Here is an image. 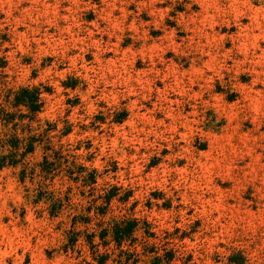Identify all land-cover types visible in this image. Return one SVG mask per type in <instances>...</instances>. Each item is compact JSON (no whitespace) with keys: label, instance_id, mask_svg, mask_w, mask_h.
<instances>
[{"label":"rangeland","instance_id":"obj_1","mask_svg":"<svg viewBox=\"0 0 264 264\" xmlns=\"http://www.w3.org/2000/svg\"><path fill=\"white\" fill-rule=\"evenodd\" d=\"M0 107V264H264V0H0Z\"/></svg>","mask_w":264,"mask_h":264},{"label":"trees","instance_id":"obj_2","mask_svg":"<svg viewBox=\"0 0 264 264\" xmlns=\"http://www.w3.org/2000/svg\"><path fill=\"white\" fill-rule=\"evenodd\" d=\"M39 95H40L39 87L23 86V87L17 88L13 92L6 93L4 96V101L9 103V105L12 107H18V106L24 107L26 109V112L18 113V116L20 117L28 116L40 109L42 101ZM0 113L2 114L1 118L3 122L10 121L14 116V112H8L3 107H0ZM6 143H8L10 147L12 146V148H15L16 143L15 144L10 143L9 139H6ZM31 150H32V144L31 142H27L24 145V152H29ZM6 155H9V154L0 155V167L3 164L4 159L6 158ZM84 169H85L84 167L79 166V172L77 173L75 178L80 177V179L84 183L94 182V171L87 172L86 174H81V171ZM107 200H108V197H107ZM96 208L100 210L99 206H96ZM136 226H137L136 219L134 218L122 219L120 221L113 222L109 228L104 227L102 229H99L97 235L99 239H103L104 236L109 234L111 240L115 243V245L120 246V243L122 241L130 239L131 233L136 229ZM160 259L161 257L159 255H153L151 257L150 264H158ZM222 264H246V263H245V258L243 257V255H241L239 252H236L231 255H228L226 257V262Z\"/></svg>","mask_w":264,"mask_h":264}]
</instances>
